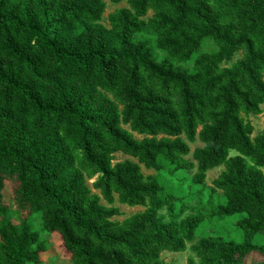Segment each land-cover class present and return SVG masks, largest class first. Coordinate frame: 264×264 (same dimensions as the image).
Masks as SVG:
<instances>
[{"label":"trees","instance_id":"1","mask_svg":"<svg viewBox=\"0 0 264 264\" xmlns=\"http://www.w3.org/2000/svg\"><path fill=\"white\" fill-rule=\"evenodd\" d=\"M106 9L0 0V264H41L47 251L29 217L12 216L9 184L17 212L39 214L73 264H167L188 244L200 263L187 264H264V130L253 138L246 120L263 114L264 0H128L109 26ZM166 163L196 167L198 187L223 166L224 201L184 217L189 205L142 170ZM116 195L146 210L115 221ZM237 215L241 243L198 236Z\"/></svg>","mask_w":264,"mask_h":264},{"label":"rangeland","instance_id":"2","mask_svg":"<svg viewBox=\"0 0 264 264\" xmlns=\"http://www.w3.org/2000/svg\"><path fill=\"white\" fill-rule=\"evenodd\" d=\"M107 9L104 16V24L109 26L108 16L114 11L122 8L128 7V0H123L120 4H115L112 0H104ZM216 47L210 42L207 41L203 51H213ZM242 58V52H239L233 62L238 61ZM229 67L232 64L228 65ZM263 114L258 116H250L247 117L246 120L250 122L254 128L255 132L253 138L257 135L261 134L264 130V106H262ZM137 138H139L136 135ZM202 143L197 140L196 143L190 144L191 154L185 157V160L194 163L197 165L196 161L193 159V152L196 148L202 147ZM236 152H232V155H235ZM135 161L133 158L124 155L117 154L116 161L121 162L125 160ZM160 160L163 161L164 157L161 156ZM142 170L145 176H154L159 179V181L164 185L165 189L178 196L181 201H185L189 205V211L184 215L191 216L192 214H197L199 211L203 212H213L216 210V206L224 201L223 192L220 190H216L213 186V181L219 177V175L224 171V167H218L208 172L207 180L205 185L197 186L195 182V174L197 172L196 167L191 170H180L177 171L174 166L166 163V169L164 172H158L155 170H147L144 166H142ZM92 182H90V185ZM202 193H199L200 191ZM95 193H99L98 191H94ZM116 202L113 205L116 208H119L121 211V216L115 217V221H123L126 218L135 215L137 213L143 212L146 208L143 207H129L127 205H123L119 202L118 196L116 195ZM5 202L11 208V213L14 219L18 220L20 218H27L31 221L34 229L41 234L42 240L45 241L47 245V251L41 255L42 263L41 264H73L70 260V256L62 247V241L58 234L49 235L42 229V219L39 214L31 215L28 212L18 213L16 206L13 200V184H9L5 191ZM102 204L108 206V204L103 200ZM196 212V213H195ZM163 215L167 216V212L163 211ZM243 215H237L231 219H227L224 221L212 220L209 221L201 230L198 232V236L202 235H218L220 234L225 240L236 241L237 243H241L243 240V235L236 222L241 219ZM168 218V217H167ZM254 243L264 245V234H259L255 237ZM162 258L167 264H187L190 258H195L193 254L190 244H188L187 250L181 253H172V252H164L162 254ZM198 263L200 261L196 259ZM262 258L258 254H252L248 259V264H261Z\"/></svg>","mask_w":264,"mask_h":264}]
</instances>
